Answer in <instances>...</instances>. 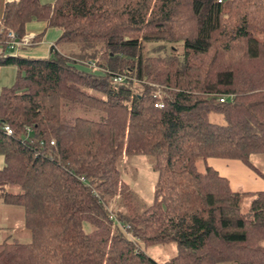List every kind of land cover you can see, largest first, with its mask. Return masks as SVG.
<instances>
[{
  "label": "trees",
  "instance_id": "16d2710c",
  "mask_svg": "<svg viewBox=\"0 0 264 264\" xmlns=\"http://www.w3.org/2000/svg\"><path fill=\"white\" fill-rule=\"evenodd\" d=\"M31 21L60 34L45 58H0L17 70L0 90V200L29 232L0 241V264H159L143 248L167 243L161 264H264V191L243 212L196 169L264 155V0H16L0 40ZM132 155L156 174L149 203L123 180Z\"/></svg>",
  "mask_w": 264,
  "mask_h": 264
},
{
  "label": "rangeland",
  "instance_id": "374dc122",
  "mask_svg": "<svg viewBox=\"0 0 264 264\" xmlns=\"http://www.w3.org/2000/svg\"><path fill=\"white\" fill-rule=\"evenodd\" d=\"M257 37L259 39L262 38L261 35ZM66 47L73 50L75 46L73 44L59 46L61 51ZM211 118L214 120L219 119L216 115L211 116ZM249 160L253 166L256 167V171L238 159L220 157H209L205 162L198 159L196 161V169L202 171L204 169V164H206L217 170L220 175L225 176L232 190L242 193L240 208L241 211L246 212L250 196L244 192L264 191V155L255 154L250 156ZM0 163H2L1 156ZM1 166L2 165H0V167ZM120 169L124 182L131 187L132 191L142 201L149 203L153 195V185L156 178L155 172L150 168L149 157L144 155L123 157ZM12 190L14 191L15 189ZM5 239H16L19 242H28L29 232L23 226L21 207L5 205L0 200V241ZM143 250L150 258L159 264L175 254L174 243L145 246ZM218 264L237 263L221 262Z\"/></svg>",
  "mask_w": 264,
  "mask_h": 264
},
{
  "label": "crops",
  "instance_id": "0c3cea01",
  "mask_svg": "<svg viewBox=\"0 0 264 264\" xmlns=\"http://www.w3.org/2000/svg\"><path fill=\"white\" fill-rule=\"evenodd\" d=\"M16 1V0H0V19L2 16V11L4 4L6 2ZM41 3H52L53 0H39ZM25 34H32L34 42L30 46L18 47L13 50L6 48L5 42L0 40V58L5 56L19 55L24 58H45L50 55L49 47L54 44L60 34V30L57 27L51 25H45L42 22L31 21L25 24ZM64 45V44H62ZM59 46H55L56 50L60 53H70V48H64L63 51L60 50ZM67 46V45H66ZM17 74V70L11 65H0V90L12 84ZM2 165V163H0ZM213 168V167H212ZM214 169V168H213ZM217 171V170H216ZM220 175V174H219ZM223 176V175H221ZM225 177V176H223ZM226 178V177H225ZM227 179V178H226ZM228 181V179H227ZM229 185V182H228ZM230 187V185H229ZM232 190V188L230 187ZM234 191V190H233ZM263 191V190H257ZM256 192V191H253Z\"/></svg>",
  "mask_w": 264,
  "mask_h": 264
},
{
  "label": "built area",
  "instance_id": "2783aa9c",
  "mask_svg": "<svg viewBox=\"0 0 264 264\" xmlns=\"http://www.w3.org/2000/svg\"><path fill=\"white\" fill-rule=\"evenodd\" d=\"M219 1V0H218ZM5 45L6 48L9 50H13L17 47H23V46H30L33 44L34 42V36L32 34H26V35H22L20 38H16L14 33L12 31H7L5 34ZM86 65L88 66H93V63L90 61H86L84 62ZM123 79V76L121 75H115L112 80L114 82H119ZM222 97L219 98V101H222ZM153 106L155 107H160L161 104L160 103H155ZM3 130L5 131L6 134H10L11 130L7 125L3 126Z\"/></svg>",
  "mask_w": 264,
  "mask_h": 264
}]
</instances>
